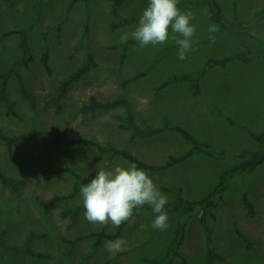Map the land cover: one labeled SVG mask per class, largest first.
<instances>
[{
	"label": "rangeland",
	"instance_id": "rangeland-1",
	"mask_svg": "<svg viewBox=\"0 0 264 264\" xmlns=\"http://www.w3.org/2000/svg\"><path fill=\"white\" fill-rule=\"evenodd\" d=\"M71 1L43 0L40 19L28 32L35 62L17 69L29 91L37 96V110L33 111L21 98L14 76L8 81V93L16 103L18 117L8 116L5 105L0 102V131L8 136H25L23 144L14 147V161L9 158L6 144L0 140V169L9 177L25 181L17 192L0 182V241L6 246H29L43 254L38 258L28 254H8L0 256V264H81L95 239L79 238L91 233L115 234L118 230L111 223L105 226L88 222L84 218L80 192L74 198L54 203L48 212L45 211L44 203L55 197L69 196L74 186L73 175H50L47 170L69 167L83 177L94 178L100 163L106 170L118 164L127 166L121 158L100 159L98 151L92 147L58 144L57 136L111 144L155 166L164 165L171 155L179 156L193 149L192 143L170 131L130 140L132 131L124 130L120 120V117H126L122 107L82 113L92 95L102 102L128 98L133 105L135 123L142 129L161 127L168 120L183 127L200 142L229 153L221 160L196 155L166 171H146L168 197V202L177 200L176 193L169 190L173 187L180 188L182 196L191 201L206 197L218 185L224 171L256 154L259 148L252 135L264 133L262 55L253 57L248 64L235 60L225 67L212 68L200 80L199 93L191 83L171 84L159 89L172 75L193 74L210 60H221L255 47L264 50V19L253 23L256 14L264 10V0H220L223 18L230 27L238 21L252 22L250 34L238 32L245 41H250L251 47L217 24L219 31L213 34L216 42L212 43L208 29L214 23L210 20L209 6L201 4L202 0H178V8H183L181 12L191 11L195 15L191 23L196 28L192 38L196 50L189 52L186 59L179 60V50L160 57L165 51L179 47L171 39L163 45L143 48L136 43L127 49L124 63L120 61L122 51L111 47L124 44L120 43V35L131 33L138 23L115 30L111 26L140 18L149 0H89L92 13L89 43L98 66L72 86L69 96L57 108L46 104L45 97L87 59V50L81 46L85 32L83 1H76L67 12ZM35 2L23 0L9 7L5 0H0V34L28 27L33 19ZM59 21V28L52 27ZM46 30L51 75L41 64L40 39ZM21 55L19 35L0 40V74L7 73ZM153 64L145 78L122 87L123 82ZM245 194L253 203L256 216L248 214L243 204ZM76 207L81 209L75 217L65 214ZM215 213L217 219L211 222L214 248L224 258L223 262L215 264H264V163L253 173L231 178ZM182 216L180 210L168 214L169 227L160 231L151 227L155 215L138 211L120 236L127 241L125 250L110 253L105 249V241L90 264H159L175 237ZM142 224L148 227L141 230ZM180 253L181 257L175 258L173 264L207 263L199 216L189 220Z\"/></svg>",
	"mask_w": 264,
	"mask_h": 264
},
{
	"label": "trees",
	"instance_id": "trees-1",
	"mask_svg": "<svg viewBox=\"0 0 264 264\" xmlns=\"http://www.w3.org/2000/svg\"><path fill=\"white\" fill-rule=\"evenodd\" d=\"M9 7L15 6L18 2L23 0H5ZM78 0H72L70 6L67 9V12L72 8L73 4ZM83 1V8L85 11V22H84V38L82 41L81 46H83L87 50V59L86 62L75 72L71 73L68 77H66L59 85V87L52 92L51 94L47 95L44 99L46 104H52L57 108H60L62 100L69 96L70 90L72 86H74L77 82H79L88 72L92 69L97 68L98 64L95 60L94 52L89 43L90 37V18H91V10L88 7L89 0H82ZM43 0H36L34 10H33V19L32 22L29 24L28 27L7 32L0 34V40H4L11 35H19L20 36V49L22 52L21 57L15 61L11 67V69L4 74H0V79L2 80V86L0 88V102L3 103L7 110V115L10 117H18L16 112V103L11 98L8 93V81L11 76H14L17 80L18 90L22 99L26 100L31 109L36 111L38 108V99L37 96L29 91L26 82L23 76L18 71V66L22 65L25 67H29L32 63L35 62V56L33 50L28 41V32L34 27L36 22L39 21L41 16V7H42ZM201 4H206L209 6L210 10V20L212 23L217 24L222 27L224 31L229 33L231 36L235 38H240L243 44L251 47L252 44L249 43L250 41H245V38L241 35H238V32L250 34V25L252 22H236L233 27L229 26V24L224 20L223 13H222V5L220 0H202L200 1ZM183 8L180 9L182 11ZM264 19V10L256 14L253 23L256 21H261ZM139 18H132L124 21H120L115 23L111 26L113 30L121 28L125 25L138 23ZM61 21L52 25V27H60ZM51 28V27H50ZM234 28V29H233ZM244 31V32H243ZM48 30L43 32L40 44L42 49V56H41V64L44 67L47 74H52V68L50 65V48L48 46V38H47ZM240 36V37H239ZM138 43L137 41L131 39L122 45H115L112 46V50H121V63H124L126 59V52L127 49L131 46ZM179 50V47L173 48L172 50H167L160 57L167 56L171 51ZM262 55L264 57V50L261 47H255L254 50L249 49L248 51L241 52L240 54L230 56L221 60H210L208 61L205 66L193 73V74H183V75H172L170 78L164 82L159 89L162 90L168 87L171 84H180V83H191L194 86V89L197 93L200 91V80L206 75L208 71L216 66H227L229 63L239 60L243 63H250L253 57ZM158 60L155 61V63ZM154 63V64H155ZM154 64L151 65L146 71L140 73L139 75L135 76L129 81L123 82L122 87L125 88L127 84L133 82L135 80L143 79L147 76V74L152 70ZM122 107L125 110L126 117H120V120L123 122L122 128L124 130L132 131L130 136V140H135L136 138H149L153 137L157 134H161L167 131L175 132L182 136V138L193 144V149L190 151L185 152L179 156H170L167 162L162 166H155L153 164H149L144 160L140 159L132 152L124 149L117 148L111 144L101 145L100 143L94 140H88L84 138H74V139H63L60 136L56 137V143L64 144V145H82L84 147H92L95 148L99 153V158L107 157L109 160H114L116 158H121L128 163H136L138 168L143 169L148 172H157V171H166L172 169L178 164L184 163L190 158L196 155H203L205 157L214 159V160H221L224 159L226 156L229 155L227 151L219 152L217 151L211 144L200 142L197 138H195L192 134H190L187 130H185L181 126L173 125L168 120H165V123L161 127H150L147 126L145 129L140 128L135 123L134 117V110L133 105L128 98H117L113 101L109 102H102L99 101L95 96H91L88 103L82 108V113L84 115L95 112V111H108L113 110L116 108ZM253 140L257 143L259 150H257L256 154L249 159L243 160L240 163L230 167L220 176L218 185L214 188V190L209 193L206 197L201 200L191 201L182 196V190L180 188L173 187L169 189L173 191L177 195L176 201L168 202L165 211L167 214H170L174 211H182L183 216L179 220L176 228V233L173 241L168 246L160 260L158 261L159 264H173L175 258L181 257L180 249L186 239L187 235V227L188 222L191 218L199 216L200 225L204 232V239H205V247L207 251V263L206 264H215V262H223L224 258L219 255L214 248V230L211 225L212 221H216V208L224 198V194L229 188V183L232 177L239 175V174H247L253 173L261 164L264 163V133L261 135H252ZM25 136H8L0 131V140L6 144L7 151L9 158L14 161L15 160V145H22L24 142ZM50 175H57L63 173H69L74 177V186L73 191L67 197H55L53 200L44 203V209L48 212L49 208L56 202L74 198L76 195L79 194L81 186L90 182L92 178L83 177L76 172H74L71 168H59L56 170H47ZM0 182L4 185L9 187L11 190L17 192L21 186L25 184V181L22 179H16L13 177L7 176L1 169H0ZM243 204L247 208L248 214L250 216H256L257 212L253 203L251 202L248 195L243 196ZM81 209V207L73 208L69 211H66L65 214H71L72 217L77 215V212ZM143 212L151 215H156L152 212L151 208L147 205L144 208L134 210V215L138 212ZM133 215V217H134ZM132 217V218H133ZM130 222H125L121 226L118 227V230L115 234H108L106 232L101 233H91L87 237H81L78 240H84L86 238L95 239L94 246L92 249L84 255L81 264H90L91 261L94 259L98 249L102 247L103 243L107 240H115L119 238L125 228L128 226ZM8 254H28L32 257L38 258L42 257L43 254H38L37 252L33 251L29 246H6L0 241V256H5Z\"/></svg>",
	"mask_w": 264,
	"mask_h": 264
},
{
	"label": "clouds",
	"instance_id": "clouds-1",
	"mask_svg": "<svg viewBox=\"0 0 264 264\" xmlns=\"http://www.w3.org/2000/svg\"><path fill=\"white\" fill-rule=\"evenodd\" d=\"M194 19L193 12L180 11L178 0H149L138 26L131 33H122L119 40L126 43L131 38L143 48L163 45L171 39L179 46L178 59L184 60L189 52L196 50L192 39L196 33L195 25L191 23ZM218 31L216 24L209 27V40L212 43L216 42L213 34ZM126 163L127 166L118 164L111 170H106L102 163L96 166L95 177L80 188L84 218L92 224L107 226L111 223L119 227L131 222L134 210H142L147 205L156 214L151 227L167 230L169 217L165 207L168 197L145 170L138 168L136 163ZM147 227L140 225L141 230ZM126 243L123 237L110 239L105 242V249L114 254L124 251Z\"/></svg>",
	"mask_w": 264,
	"mask_h": 264
}]
</instances>
